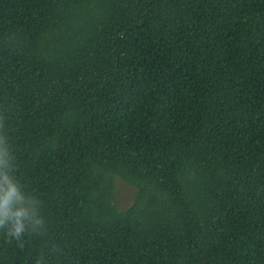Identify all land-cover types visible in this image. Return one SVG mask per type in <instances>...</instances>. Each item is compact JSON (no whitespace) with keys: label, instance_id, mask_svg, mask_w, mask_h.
<instances>
[{"label":"trees","instance_id":"1","mask_svg":"<svg viewBox=\"0 0 264 264\" xmlns=\"http://www.w3.org/2000/svg\"><path fill=\"white\" fill-rule=\"evenodd\" d=\"M0 118V264H264V0H0Z\"/></svg>","mask_w":264,"mask_h":264},{"label":"clouds","instance_id":"2","mask_svg":"<svg viewBox=\"0 0 264 264\" xmlns=\"http://www.w3.org/2000/svg\"><path fill=\"white\" fill-rule=\"evenodd\" d=\"M16 171L13 149L0 118V230L22 249L25 236L44 235L47 229L41 214L42 202L24 190ZM52 250L58 251L55 247ZM35 264H45L43 257H38Z\"/></svg>","mask_w":264,"mask_h":264},{"label":"rangeland","instance_id":"3","mask_svg":"<svg viewBox=\"0 0 264 264\" xmlns=\"http://www.w3.org/2000/svg\"><path fill=\"white\" fill-rule=\"evenodd\" d=\"M133 196H134V189L132 187L127 186L120 181L117 182L116 192H115V202L119 208L124 209L128 205H130Z\"/></svg>","mask_w":264,"mask_h":264}]
</instances>
